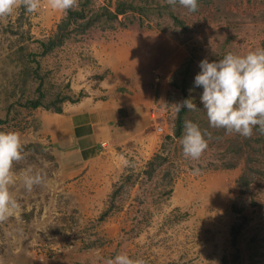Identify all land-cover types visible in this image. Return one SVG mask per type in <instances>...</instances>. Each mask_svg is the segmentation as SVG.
I'll list each match as a JSON object with an SVG mask.
<instances>
[{"label":"rangeland","instance_id":"rangeland-1","mask_svg":"<svg viewBox=\"0 0 264 264\" xmlns=\"http://www.w3.org/2000/svg\"><path fill=\"white\" fill-rule=\"evenodd\" d=\"M151 1L156 6L147 8L146 13L127 10L111 27L97 24L79 42H69L48 54L42 59L46 81L42 84L31 75L27 86L22 82L21 54L35 50L38 40L53 34L65 11H54L48 0H38L37 11L25 14L23 0H16L12 14L0 16V117L4 118L11 110L10 103L22 96V86L25 98L37 96L38 88L48 96L72 91L88 95L89 88H97L111 73L109 62L108 66L99 63L106 55L121 62L130 56L139 58L119 76L130 77L134 70L141 71V76L150 67L154 76L158 73L155 101L164 113L163 130L149 124L156 141L146 161L127 156L132 162L117 175L89 184L84 177H76L77 181L68 178L71 173L63 168L51 139L39 133L40 116L47 109L32 110L25 118L16 119L18 125L14 127L0 124V131L3 127L18 132L22 144V159L13 164L15 182L10 186L19 208L0 220V264H107L117 253L142 259L144 264H222V257L234 251L230 226L241 222L243 214L248 217L245 226L251 227L244 246L249 240L257 245L254 255L245 253L243 264H264V176L256 174L241 193L236 180L243 163L232 169L220 168V153L226 151L234 135L214 138V127L209 126L207 148L197 160L184 157L180 138H175L176 146L167 138L174 135L176 126L173 104L183 100L181 89L170 84L172 73L189 67L193 81L205 57L211 61L227 52L243 55L263 48L264 0L201 1L192 13L178 3ZM107 2L112 8L116 5V0H95L94 5ZM126 88L133 96L144 92L136 77ZM200 91L197 88L195 97ZM257 132L253 129L249 137L255 146L259 145L253 138ZM164 146L176 147L174 160L158 171L152 182L143 171L147 161ZM252 150L249 152L255 159L261 158ZM29 168L39 171L44 181L26 191L21 176ZM86 171L81 170L79 176ZM170 178L173 184H169ZM121 184L124 187L115 203L120 208L101 220V213L110 204L109 195ZM170 187L173 191L168 196L165 192ZM233 205L242 212L235 211Z\"/></svg>","mask_w":264,"mask_h":264},{"label":"trees","instance_id":"trees-1","mask_svg":"<svg viewBox=\"0 0 264 264\" xmlns=\"http://www.w3.org/2000/svg\"><path fill=\"white\" fill-rule=\"evenodd\" d=\"M94 1L95 0H75L74 5L65 11V15L57 23L54 33L46 39L38 40L37 42L39 43V47H36L35 50H29L28 52L21 54L20 64L24 66L21 73L25 75L22 76V82L25 86H27L32 81L33 78H30L31 75H34L35 81H37V79H41V83L43 84V81H46L45 77L47 73L45 74V77L44 74H42V59L46 58L48 54H51L56 49L69 42H79L82 36L86 34L87 31L93 26L100 24L104 25V28L111 27L113 24L112 22L118 20L119 15L126 12L127 10L137 11L143 14L146 13L147 8L156 6L151 0H142V3H140L139 0H116V5L114 8L109 6L108 2L99 6H95ZM201 1L209 2L210 0H197V3ZM167 5L170 4L167 3ZM170 14L173 15V13ZM175 19L178 20L176 17ZM189 69V67L182 69L178 68L172 73L170 79V84L172 87L181 89L183 100L186 98H191L192 102L197 105L195 110H187L182 108L181 111L177 113L174 135H167V138L172 140V143L170 144L172 146H176V143H174L175 138H181L184 120L193 121L204 133L210 131L206 113L204 110L201 111L202 104L200 102L199 96L202 92V89L198 93V96L195 97L197 88H192L193 81L191 79L193 74H191ZM178 76L180 77L178 78ZM190 89H192V91H189ZM38 90L39 92L37 96L25 98L24 95L26 89L24 86H22V96L19 97L14 103H10L8 108L11 110L5 114L4 118L0 117V124H7L12 127L17 126L18 124L15 122L16 119L22 117L25 118L27 114H30L32 110L37 109L38 107H43L47 110L61 113L63 112V106L65 103H78L87 95V93L84 91H80L79 93L72 91L69 95H64L60 92L54 96H48L49 94H47L45 90H41V88H38ZM23 108L26 110L25 112L21 111ZM254 129L256 130V128ZM1 131H5L3 127L1 128ZM225 133L228 134V132H225V130L222 128H214V138L224 136ZM231 134L234 135V139H232V142H230L226 151H222L220 153V158L223 164V167L220 166V168L232 169L240 166L243 163L242 172L238 176L236 184L240 192L244 193L245 189L249 188L250 184L255 179L256 174L264 176V168H262V166H264V134L257 132V136L253 137L257 139L259 144L258 146L252 145L250 143L249 137L245 138L236 133ZM227 139H230V137ZM175 148L176 147H169V149H167V146H164L161 150L155 152L154 155L147 161L143 174L149 177L153 182L155 174L165 165L174 160L173 153ZM251 149H253L252 151L255 153H260L261 158L255 159V156H252V153L249 152ZM227 155L232 156L226 157ZM255 162H260L262 166L253 165ZM216 168H219V166H216ZM129 179H131L130 175L126 176V180L129 181ZM173 182V178H170L169 184H173ZM123 184L115 187L112 193L109 195L110 204L101 213V220L120 208V205H115V203L117 197L122 192L124 187ZM172 191L173 189L170 187L165 193L169 196ZM118 202L120 204L123 203V201L120 200ZM233 207L235 208V211H238L239 213L242 212L241 207L237 208L235 205H233ZM240 218H242L241 222L235 221L230 226L231 245L234 248V251L231 254H225L222 257V264H230L234 262L243 264L245 253L249 251L251 252V255H254L253 252L257 250L256 242H251L252 240H249L248 243H246L247 247L244 246V238L246 233L250 231L251 227L245 226L248 219L247 215L243 214ZM254 244L255 247L253 246ZM167 264H179V262Z\"/></svg>","mask_w":264,"mask_h":264},{"label":"crops","instance_id":"crops-1","mask_svg":"<svg viewBox=\"0 0 264 264\" xmlns=\"http://www.w3.org/2000/svg\"><path fill=\"white\" fill-rule=\"evenodd\" d=\"M132 44L136 49L137 42ZM133 56L136 57L135 53ZM138 59L130 56L121 62L106 55L99 63L109 65L111 73L97 88L86 87L91 90L88 95L78 103H65L61 113L46 110L40 116L39 133H46L47 139H51L63 168L71 173L69 179L84 177L89 184L114 173L117 175L132 162L127 160L131 157L146 161L151 156L156 134L149 130V124L157 126L151 115L158 105L155 101L158 83L151 67L141 76H138L141 71L137 70L131 72L130 77L128 74L119 76L128 72L132 61ZM135 77L144 90L137 96L126 88L128 81ZM86 168L85 174L79 176Z\"/></svg>","mask_w":264,"mask_h":264},{"label":"clouds","instance_id":"clouds-1","mask_svg":"<svg viewBox=\"0 0 264 264\" xmlns=\"http://www.w3.org/2000/svg\"><path fill=\"white\" fill-rule=\"evenodd\" d=\"M48 2L52 10L66 11L74 5L75 0ZM167 3H178L189 13L195 12L198 6L197 0H167ZM15 6L16 0H0V16L11 15ZM38 6V0H23L25 14L35 13ZM198 67L193 86L202 89L199 99L209 126L245 138L252 136L254 128L264 134V48L257 47L243 55L227 52L222 58L211 61L205 57ZM173 106L177 113L182 108H197L191 98L176 102ZM180 144L184 157L197 160L207 148L205 133L193 121L184 120ZM21 159L20 134L0 131V220L13 215L19 208L10 186L15 182L13 164ZM21 179L26 191H31L33 186H39L44 181L41 173L33 172L31 168L23 172ZM107 264H144V261L117 253L107 260Z\"/></svg>","mask_w":264,"mask_h":264},{"label":"built area","instance_id":"built-area-1","mask_svg":"<svg viewBox=\"0 0 264 264\" xmlns=\"http://www.w3.org/2000/svg\"><path fill=\"white\" fill-rule=\"evenodd\" d=\"M158 73H156V80H158L159 81V77H158ZM157 81V82H158ZM152 119H154V121L157 123V128L159 129V130H163V127L161 126V122L163 121V118H164V113H163V109L160 107V106H158V105H156L153 109H152Z\"/></svg>","mask_w":264,"mask_h":264}]
</instances>
